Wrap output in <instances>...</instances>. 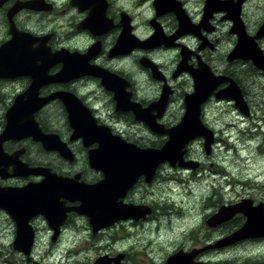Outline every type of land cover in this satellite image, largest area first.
<instances>
[{
    "label": "flooded vegetation",
    "instance_id": "obj_1",
    "mask_svg": "<svg viewBox=\"0 0 264 264\" xmlns=\"http://www.w3.org/2000/svg\"><path fill=\"white\" fill-rule=\"evenodd\" d=\"M154 2L134 0V7H141L146 14L140 30L134 12L126 5L127 0H0V48L16 39V45L33 53L44 50L48 54L67 51L87 55V59L79 63L71 61V68L77 73L73 77L45 83L33 91L29 87L34 82L31 76L36 75L35 70L0 77V135L5 128V115L18 98L27 104L34 100L32 95L46 98L69 94L78 99L96 126L105 127L112 137L141 149H158L165 143L166 136L154 133L137 121L133 112L120 111L115 96L129 94L127 102L132 109L150 110V115L154 116L155 104L162 91L168 90L166 108L156 123L169 129L181 120L184 99L194 94L197 87L193 75L200 72V87L210 94L200 105L199 119L212 136L207 147L202 137L189 142L183 157L186 168L160 165L150 183L140 177L126 191L121 188L114 191L112 183L121 184L124 178L106 177L109 185L106 186L105 203L99 205L102 214L109 218L121 216L120 212L130 206L144 207L147 214L137 212V219H116L97 230L85 215L76 212L80 202L69 199L74 195L65 194L67 199L59 193L54 194L58 195V201L50 210L56 221L51 226L42 213L48 214V211L39 210L43 202L34 203L35 206L27 202L29 198L42 195L31 194V189L30 195L22 190L40 183L44 177L18 175L12 163L7 160L0 163V264H44L41 257L57 254L65 237L91 240L89 250L94 252V259L83 264H93L101 257H121L118 264H124L129 253L112 254L113 246L102 245L101 238L104 237V241L112 239L113 230L125 229L130 237L138 239L133 234L134 228L159 220L160 213L156 211V207L161 206L159 200L148 201L145 195L146 189L155 184L159 172L166 166L175 171L186 170L191 180L201 172L199 179L206 182L199 184L206 185L208 193L222 195L221 200H209L206 196L202 201L201 221L211 231L208 236L204 235V244L199 247L182 245L169 256L202 250L195 254L194 263L264 264V237L203 249L239 231L248 223L249 215L255 222L264 220V0H168L157 5ZM179 14L185 15L195 34H187V26L185 29L180 26ZM154 34L161 45L130 50L129 35L145 41ZM181 53H185V59ZM158 56L170 58L169 63H162ZM42 58L43 55L36 56L35 69L42 66ZM64 61L68 67V60L49 65L48 59L45 75L50 78L64 71ZM151 65L156 67L154 73ZM176 103L181 112L168 120L166 115ZM33 116L44 135H55L66 145L72 159H64L30 137L3 141L0 144L3 157H13L20 151L18 160L21 163L29 168L49 169L51 174L69 180L70 186L75 188L81 184L93 187L104 181L103 172L92 169L88 161L89 151L97 144L85 146L82 138L73 137L68 114L59 99L49 100ZM142 129L147 135L141 134ZM226 189L233 191L235 200H223L222 192ZM96 192L99 197L103 196ZM17 204L20 208L14 211ZM221 210L229 217L217 223L214 217ZM123 213V216L127 214ZM212 233L218 235L210 237ZM17 240L22 242L17 243ZM72 248L75 247L67 250V256ZM233 250L236 261L208 259L209 255ZM109 264H115L114 260Z\"/></svg>",
    "mask_w": 264,
    "mask_h": 264
},
{
    "label": "water",
    "instance_id": "obj_2",
    "mask_svg": "<svg viewBox=\"0 0 264 264\" xmlns=\"http://www.w3.org/2000/svg\"><path fill=\"white\" fill-rule=\"evenodd\" d=\"M166 1L168 0H155L154 3H156L157 5L160 3H167ZM177 18L180 26L183 27V29H185V26H187L185 29V32L187 34H195V32H193L194 30L191 29V25L188 23L185 15L179 14L177 15ZM128 37V45L132 47L130 48V50L139 47L146 49L147 47L151 48L153 46H157L158 44L161 45L160 42L157 41V35L155 34L153 36L154 38L151 37V39L145 41H140L135 37H132L131 35H129ZM15 40L7 43L5 46L0 48V77H13L15 75L27 74V72H33L35 70L34 72L36 75H30L34 79L31 87H29L30 91L37 89L45 83L59 82L63 78L66 79L68 77L70 79L75 74H77H74V69L71 68V66H73V63L75 64L78 61L80 62L83 58L87 59V57H85L87 55H78L76 53L71 54L67 51L48 54L45 53L44 50L40 49L41 51L33 53L30 51H26L23 47L16 45ZM237 50L238 48L233 52H236ZM38 55H43L42 66L35 69L37 67L35 60L36 56ZM181 55H183L182 58L185 59V53H181ZM231 56L235 57L236 53L232 54ZM48 59L49 65L56 61L68 60V62L71 63H69L68 65V67L70 68L66 67L67 64L64 61V71L61 70L59 74H56L53 77L50 76L49 78L45 75L46 69L48 67ZM182 65L183 62L179 66ZM147 67H149V65ZM155 70L156 67L152 66L153 73L155 72ZM79 75H82V72L80 73L79 71ZM199 75H193L195 77H193L194 83L197 87L194 94L187 95L184 99L185 110L181 120L175 127L169 129H165L163 126H160L158 125V123H156V119L160 118V116L164 112V109L166 108L169 94L168 90L162 91V96L159 102L155 104L156 114L154 116L150 115V110L141 111L139 110V108L135 107L132 109V107L127 102L129 94L123 93L115 96L117 107L120 111L133 112L137 121L143 122L154 133L166 136L165 143L158 149H141L133 144L124 143L118 137H112L105 127L96 126L94 120L91 119L88 111L81 105L78 99L69 94H60V96H52L46 98H37L35 95H32L30 97H32L34 100L27 104H24L22 102V98H18L17 101L14 102L12 107L5 115L6 124L4 130L0 135V144L3 141L9 139L20 140L30 137L33 141L39 142L45 149L58 153L64 159L71 160L72 155H70V151L68 150L66 145L62 143L55 135H44L38 128L33 116L34 113L49 100L59 99L64 104V107L68 114V121L71 129L73 130V137L82 138L85 146H89L93 143L97 144L95 149L89 151L88 161L92 169H98L103 172L105 179L101 184L99 183L93 187H86L82 184L80 186L77 185L76 188L71 187L69 180L62 177H57L55 174H51L49 172V169L39 167L29 168L27 164L21 163L18 160V157L21 154L20 151H18L13 157H3V155L0 154V163H4L6 160L9 163H12L13 170L18 175L21 174L44 177V179L40 183L30 184L28 188L26 187V189L22 190L25 192L27 191L28 193L30 191L29 189H31V194L42 195L43 198L36 195L34 196L35 198L33 197L34 199L29 198L27 202H31L32 206H35L36 204H38V202H43V204L40 205L42 206V208H40L39 210L46 209L48 211V214L45 212L42 213L48 219V222L51 226L56 222L51 215V206L56 207L58 195H63L68 199L65 194L76 196H73V198L69 199L72 201L75 198V200H78L80 202V207L75 210L77 213L85 215L89 219L90 225L94 230H97L99 227L108 226L116 219H126L131 217L137 219V212H141V215H143V213L147 214L144 207H125L122 211L124 212L123 214L127 212L125 216H123L122 212H120L121 216H110V218L112 219L106 217V214H102V209L99 208V205L103 206L105 203V196L107 195L106 188L108 187L107 185H109L108 179H111L110 177L124 178L123 183L121 184L112 183V188L114 191H117L118 188H121L122 191H126L131 187V185L136 183L140 177H143L147 183H150L154 179L156 171L160 165L168 164L171 167H174L175 165H177L179 168L187 167V165L183 161V157L186 153V147L191 140L202 137L206 139V147L211 144V132L201 124L199 119L200 105L206 100L210 92L207 93V90L200 87V85H202V82ZM24 105L27 106L25 107ZM108 176L110 177L108 178ZM96 191H98L99 194L101 193L103 196L99 197ZM30 193L28 194L30 195ZM55 193L59 194H56L54 196ZM46 200L48 202H46ZM34 203L35 205H33ZM19 208L20 206L17 204L16 207L12 209L15 211ZM222 212L223 211L221 210L220 213L214 217L218 221L217 223H220L229 217L224 216ZM233 212H236V210H233ZM249 216L248 223H246L240 229L241 231L239 230L231 234L230 236L218 241L215 245L205 247L203 249L210 247L217 248L221 246H227L245 238L264 237V220L261 222H255L253 219H250L252 215ZM15 217L17 218V221H19V217H17L16 215ZM63 217L64 215L62 214L61 218L63 219ZM18 242H22V240H17V243ZM201 251L202 250L191 252L189 255H184V253L182 252H177L167 257L163 264H202L194 263L192 261L195 257V254ZM120 259L121 257H115L114 259L101 257L98 258L93 264H109L111 260H114V263L118 264V261Z\"/></svg>",
    "mask_w": 264,
    "mask_h": 264
},
{
    "label": "rangeland",
    "instance_id": "obj_3",
    "mask_svg": "<svg viewBox=\"0 0 264 264\" xmlns=\"http://www.w3.org/2000/svg\"><path fill=\"white\" fill-rule=\"evenodd\" d=\"M128 5L134 12L136 17L135 23L141 30L145 19V12L141 7H134V0H127ZM124 3V2H123ZM159 57V56H158ZM162 63L168 64L170 58L160 56ZM181 109L176 103V107L170 108L166 115L168 120L178 115ZM143 135L147 132L142 129ZM137 136H139L137 134ZM236 169L237 167H233ZM244 168V166H243ZM242 170H246L243 169ZM201 172L195 174L191 180L190 175L184 171H175L168 166L159 172L158 180L151 187L146 189V200H159V207L157 212L160 213L152 224H145L134 228L133 232L138 239L130 237L125 229L113 230L112 239L102 237V245L106 247L113 246L112 254L117 252H128V256L124 264H163L166 258L179 247L188 246H202L204 244V235L208 236L211 232L204 222L201 221L203 216L202 201L206 196L209 200H221L222 195L208 193L205 183L206 180L201 181L199 176ZM223 194L224 201H231L236 199L233 191L226 189ZM216 200V201H217ZM163 202V203H162ZM158 206V205H157ZM192 211H196L195 214ZM171 213L170 215H168ZM199 225V227H197ZM211 229V228H210ZM209 230V231H208ZM185 234L186 236H184ZM216 236L218 233H212L211 236ZM188 238V240H186ZM99 240V239H98ZM91 240L80 237H65L60 242V250L57 254L54 253L44 255L41 257L44 264H83L86 261L94 259V252L89 250ZM47 245V243H46ZM72 253L67 256L66 252L71 247ZM109 248H106L108 252ZM209 260L218 261H236L234 257V250L222 254H213L208 256Z\"/></svg>",
    "mask_w": 264,
    "mask_h": 264
}]
</instances>
